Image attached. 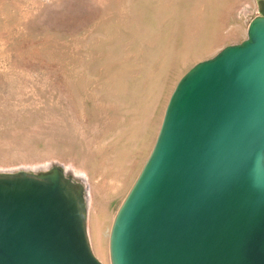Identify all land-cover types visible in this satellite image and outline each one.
I'll list each match as a JSON object with an SVG mask.
<instances>
[{
    "label": "rangeland",
    "instance_id": "374dc122",
    "mask_svg": "<svg viewBox=\"0 0 264 264\" xmlns=\"http://www.w3.org/2000/svg\"><path fill=\"white\" fill-rule=\"evenodd\" d=\"M257 15V0H0V172L82 181L90 248L111 264L114 216L177 81Z\"/></svg>",
    "mask_w": 264,
    "mask_h": 264
},
{
    "label": "water",
    "instance_id": "95a60500",
    "mask_svg": "<svg viewBox=\"0 0 264 264\" xmlns=\"http://www.w3.org/2000/svg\"><path fill=\"white\" fill-rule=\"evenodd\" d=\"M177 81L109 233L111 264H264V0ZM0 264H102L61 166L0 172Z\"/></svg>",
    "mask_w": 264,
    "mask_h": 264
},
{
    "label": "bare ground",
    "instance_id": "6f19581e",
    "mask_svg": "<svg viewBox=\"0 0 264 264\" xmlns=\"http://www.w3.org/2000/svg\"><path fill=\"white\" fill-rule=\"evenodd\" d=\"M62 169H63V168H62ZM63 171H64V173H65L68 177H70V178H71L72 180H74L75 182L80 183V184L83 186V188H84V185H83L82 181H80L79 179L73 177L70 173H68V172L65 171L64 169H63ZM84 191H85V189H84ZM85 201H86V194H85ZM86 206H87V204H86Z\"/></svg>",
    "mask_w": 264,
    "mask_h": 264
}]
</instances>
